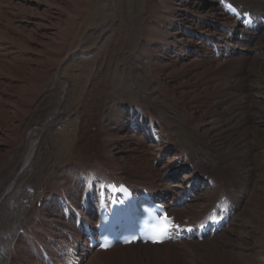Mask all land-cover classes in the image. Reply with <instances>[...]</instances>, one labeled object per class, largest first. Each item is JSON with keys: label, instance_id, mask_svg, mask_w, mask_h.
I'll return each instance as SVG.
<instances>
[{"label": "rangeland", "instance_id": "obj_1", "mask_svg": "<svg viewBox=\"0 0 264 264\" xmlns=\"http://www.w3.org/2000/svg\"><path fill=\"white\" fill-rule=\"evenodd\" d=\"M213 7L221 14L218 0H0V169L13 157L18 141L37 126L39 113L46 122L59 108L57 120L44 131L40 151L45 153L37 173L33 170L24 175L16 186L17 190L29 188L31 210L41 207L39 202L46 204L38 213L43 228L39 239L44 240V230L62 216L51 187L57 181L64 187L71 185L79 174L69 167L90 166L87 149L97 140L102 150L117 156L113 158H118L114 160L120 168L132 175L137 172L141 181L168 184L165 175L170 179L184 164L191 169L182 171L176 181L194 169L209 168L226 182L236 183V191L243 196L242 206L240 212L239 206L235 210L227 229L215 238L192 241L196 244H166L175 248L182 264H224V258H229L230 264H264V45L255 50L242 46L245 50L231 57L250 61L240 68L244 77L236 80L243 87L238 94L249 124L245 130L249 149L244 150L248 160L226 158L208 138L189 96L181 98L177 93L181 88L198 87L192 94L204 101L203 111L212 108L206 95L211 93L214 80H208L218 69L201 77L190 70L193 58L197 62L220 58L208 44V40L216 43L218 31L208 32L205 38L201 31L202 24L208 22L207 28H220L216 22L220 20L211 12ZM84 37L81 47H76ZM159 66L171 80L170 86L165 75L157 72ZM65 84L67 93L63 94ZM132 107L147 116L144 129L139 121L132 124ZM147 128L150 137L161 132V143L144 134ZM140 150L150 154L151 168L139 162L130 164ZM243 163L246 170H233ZM212 188L220 191L209 184V189L184 206L183 215L189 217L204 200L219 197L218 193L213 196ZM74 199H78L76 195ZM58 220L63 230L65 219ZM2 229L0 224V234ZM166 257L162 263L173 264ZM115 259L116 264H124ZM18 262L23 261L17 254L10 264ZM144 263L149 264L146 259Z\"/></svg>", "mask_w": 264, "mask_h": 264}, {"label": "bare ground", "instance_id": "obj_2", "mask_svg": "<svg viewBox=\"0 0 264 264\" xmlns=\"http://www.w3.org/2000/svg\"><path fill=\"white\" fill-rule=\"evenodd\" d=\"M236 1H239L250 8L264 9V1L262 0H236ZM219 8H220L221 14L215 11L214 7L211 8V12L214 15H216L217 19L221 20L223 24L227 25V28H234L236 26L234 21L229 16H226L224 14L221 7ZM208 24L209 22L207 24H204V23L202 24L203 26L201 28V31L203 33H206V34H203V38L209 37V35L207 34L208 32L213 33V32L218 31V35H220V37L217 38L216 46L222 49L221 56L220 58L214 57L208 60L202 59V60H199L198 62L196 61L195 58H193L194 66L190 70V72H194L193 75L197 77H201L206 73V71L218 69L215 76L208 80V81L214 80L211 86L212 87L211 93L206 92L207 93L206 96L209 97L208 99L211 102L212 108L207 111L206 110L203 111L202 106H203L204 101H201L199 98H195L194 95L192 94L196 90H198L197 89L198 87L194 89L193 88H188V89L181 88V90L179 89L177 93L181 95V98L184 95L189 96L190 105L194 109V114L201 122L202 127L205 129V132L208 135V138L209 139L211 138V140H213L217 144L218 149L220 148L224 151L226 158H229V159L241 158L245 160L247 159V156L244 150L247 148L249 149V146L245 145V142L249 141L247 139L245 130L248 128L247 126H249V124H248L247 118L243 116L242 100L239 99V94H238L239 91H241L243 87L236 80L238 78L242 79V77H244L242 75V72H241L242 70L240 68L243 67L244 65H249L250 61L243 57L239 59H234V58H231L229 55H227L223 47L228 46L232 52H236V51L241 50L240 48H242V46L239 47L236 42L237 40L236 37L228 36L227 35L228 32L226 33L221 27L218 30H215L214 27H213L214 29H210V28H207ZM84 36L86 37L87 35L85 34ZM85 37L79 40L76 47L78 48L81 47V45L84 42ZM246 42L247 43L245 44H250V45L253 42H255L253 44L254 47L247 45V48L250 47L249 49H258V48L261 49V47L264 45L263 43L264 35L260 36L258 34L257 37H255L253 40L251 41L247 40ZM243 46H246V45H243ZM197 47H199V45H197ZM75 54L76 53H74V55ZM156 70L158 73L165 75V78L168 77V75L164 72V68L159 66V67H156ZM215 81L217 82L216 85H214ZM166 83L170 86L171 80L167 78ZM66 87L67 85L65 84L63 87V94L67 93ZM173 88L178 89L179 87L174 86ZM133 107L131 108V111H132V115L135 116V114L139 112V110L138 108H133ZM58 113H59V108L53 111V113L50 115V117H48L46 122L41 121L40 118H42L41 117L42 114L39 113L38 117L39 116L40 117L37 118L36 120L38 121L36 122V125L38 127L36 126L27 138L22 137L18 141L17 148L14 149L13 157L11 158L9 157V159L5 161L1 166V169H0V224L3 225V229H2L3 234L2 233L0 234V243L4 244V242H6V245H4L5 247L0 248V264H10V261H12V259H14L15 255L17 254L21 255V260L23 262L25 261L24 263L21 262L23 264H30V263L36 262V259L31 253L25 252L24 253L25 255L22 256V249H25V245L27 247L38 246L37 240L40 238L39 234L41 233V231H43L42 221H40L41 216L38 213H40V210L44 211V207H46L45 206L46 204L43 203L41 207H38V205H36L35 208L31 210V207L28 203L29 194L28 192H26V190L29 191V188L26 187L25 190L24 189L17 190L16 186L20 183L21 180H23L24 175L32 172L33 170L35 174L37 173L38 167H39L38 166L39 161L45 153L43 149H42V152L40 151L41 144H42L41 142L44 139V134H45L44 131H46L49 127L53 126V123L57 120ZM223 117L224 118L226 117V118L222 119ZM138 120L135 119L134 121L138 122ZM144 122H145V119H143V121L141 122L142 125H144ZM121 126L123 127V125ZM122 127H120L119 129L122 130L123 129ZM95 141H94L95 144L92 143L91 147L89 146L88 148L90 149V152L87 149L88 159L91 161L90 166L87 167L86 165H84L85 167L82 166V168H79L81 166L75 164L74 167H69L70 170L77 169L79 177L82 178V180L83 179L86 180L84 184L86 187V194H85L86 197L91 198L92 196H96L95 193L97 192L96 189L98 188H100L99 191L104 190L105 185H106L105 181H108L107 178H118L124 181H130L137 185H144L152 189L155 193L159 194L162 197H169L173 195L172 200H174L178 197L180 198L185 197V195L188 194L189 191L194 190V188L196 187L194 183L198 181V179H202V181H206L207 183H209L210 187L214 186L220 189L219 192H214L212 188V194L214 197L217 193L219 194V196L222 194H224V196L221 198L215 197V199H212V200L210 199L204 200V202L200 205L198 209L193 208V211L189 216L190 219L187 221L188 225H193L198 222L200 223L206 222V220L209 218L211 209L215 208L217 204L222 203V202L226 203L229 206V209L232 213L233 211L238 209V206H239L238 201L241 202V200H240V195L236 193V188H237L236 183L231 182L232 184H230L226 182L225 181L226 179L220 174L213 173L211 169L209 172V168L208 170H202V171H198L201 169H198V170L194 169V172L189 173L191 175L189 174L184 175L183 179L177 183L166 184V182H164L163 184L161 183L160 185H158V183H156L155 181H150V180L141 181L139 174H137V172L136 173L134 172L135 175H132L124 167L120 168L119 166H121V164L118 162V160L115 161L118 158L116 159L113 158L117 156H115L113 152L111 153V150H109V152H107L106 150L105 151L102 150L99 145V141L97 140ZM137 144L138 143H135L134 145H137ZM106 152L109 153V155L106 154ZM149 155L150 154L146 150H140V153L137 154L136 156H132L131 158L132 160H130L131 162L130 161L129 162L133 166L134 164L139 162L141 166L149 165V167L151 168L152 165L149 162L150 160ZM123 157L125 156H121V158ZM238 164H236L237 166L233 167V170L235 172L238 171L239 168L241 169V167L245 168L244 163L241 164L242 166ZM184 166L185 165L183 164V167ZM178 168L179 167H177L174 170V174L177 173ZM185 176L188 177L187 180H185L186 179ZM61 178L62 177H60V179ZM54 184L55 186L51 187V192L55 193L56 195L59 194L63 198L70 195L72 197L73 205L75 206L78 205L77 199H74V198H75V195L77 196L78 194H80V186H82V181H80L79 178H76V179L73 178L71 185L67 187H64L58 181ZM178 194H181V196H179ZM232 199L238 200V201L236 200L237 201L235 202L236 204L230 203ZM89 203H91V201ZM89 206H90V211L93 210V204H89ZM56 209L59 210L58 207H56ZM56 209L54 210L57 211ZM48 210L50 209L48 208L47 211ZM69 210L71 211L70 207H69ZM173 211L176 215L177 220H180L183 222L186 220L185 218L188 217V216H184L182 212H179L180 211L179 209H175ZM45 214L48 215V213H45ZM52 214L54 216H57V214L54 211H52ZM58 219H62V220L65 219L63 220L64 225H67L65 223L67 221L64 215L60 217L57 216L56 220ZM44 220H48V219H44ZM7 226H9L10 229H6ZM12 226H15V227H13L12 229L11 228ZM51 227H54V226H51ZM20 230H23L24 231L23 235L27 236V239L25 240V242L21 238V235H19ZM48 230L46 231L45 229L44 230L45 232L42 233L44 236V238L42 239L44 240L39 239L43 244H46V246H47V242H45V238H47L46 240L51 241L53 238L59 235L60 232L62 231L59 225H57V231L59 232L55 231L52 228H49ZM31 235L32 237H30ZM217 236L218 235H216L215 237ZM15 237L17 238V241L14 240ZM208 239H211V237ZM195 240L197 239L191 240V242L185 241L184 243L187 242L188 244H191V243L196 244L195 242H192ZM34 241H36V244L34 243ZM171 243L172 242H165V243H162L161 245H151L148 243L142 244L138 242L137 244H130V245H125V246H115L111 249L103 250V251L95 250L92 256L86 262V264H102V262L103 263L106 262L108 264H116L115 258L119 259L121 263L123 262L124 264H145L144 263L145 259H146V263H149V264H158V263L163 264L162 263L163 256L164 257L167 256L166 258H170V261L173 262V264H182L181 259L177 255L178 252L175 250V248L173 249L172 247H170ZM181 243L183 242L181 241ZM166 244H170V245H166ZM118 251H121L122 253H120L119 255ZM123 252H127V255H124ZM22 258L29 259L30 261H27L26 259H22ZM224 259H225L224 264L231 263V260L229 258L227 260L226 258Z\"/></svg>", "mask_w": 264, "mask_h": 264}, {"label": "snow or ice", "instance_id": "obj_3", "mask_svg": "<svg viewBox=\"0 0 264 264\" xmlns=\"http://www.w3.org/2000/svg\"><path fill=\"white\" fill-rule=\"evenodd\" d=\"M173 228H179V225L174 224L172 220L167 216L164 215L157 224V227L154 229L153 234L149 237L153 243L163 242L164 239L168 237V233ZM131 242V241H125ZM108 245H105L107 247Z\"/></svg>", "mask_w": 264, "mask_h": 264}]
</instances>
